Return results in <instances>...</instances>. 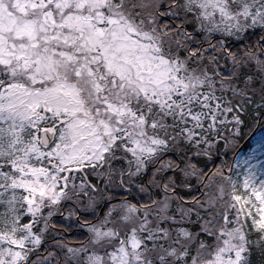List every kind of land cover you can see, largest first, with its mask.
Masks as SVG:
<instances>
[{"label": "rangeland", "instance_id": "1", "mask_svg": "<svg viewBox=\"0 0 264 264\" xmlns=\"http://www.w3.org/2000/svg\"><path fill=\"white\" fill-rule=\"evenodd\" d=\"M259 1L263 0H180V10L187 18L199 20L204 32L216 26L225 32L227 28L242 32L244 26H264V7ZM109 2L0 0V264L29 262L26 254L38 249L40 241L20 223L28 215L36 218L42 203L36 200L41 195L48 198L42 205L50 206L69 196L61 185L57 189L55 185L72 177L70 168L75 171L77 166H86L95 178V167L110 162L120 165L123 173L126 167L115 156H124L132 163L133 177L145 173L162 154L159 152L170 148L145 135L144 126L153 124L143 119L141 111L134 112L127 101L129 91L137 89L162 112L180 106L189 123L201 120L198 111L183 109L193 104L197 86L196 79L180 75L168 52L174 41L166 31L172 29L157 28L155 33L151 26L156 18L148 14L142 21L139 18L146 28L141 31L129 16L117 11L114 0ZM34 119H57L51 129L52 143L45 148L39 147L31 130L23 132V122L32 129ZM229 120L202 119L199 128L214 135ZM232 136L226 135L224 141V146L227 140L233 144L230 170L223 176L217 174L215 195L206 190L198 207L204 212L207 204L219 205L223 200L226 209L217 208L205 221L196 217L197 232L189 235L184 231L186 245L178 259L160 264H241L245 251L242 226L264 239V119H258L249 148L238 151L241 144L235 145ZM161 168L174 171L166 161L158 166ZM185 181L191 182L192 189L199 182ZM122 207L120 217L111 216L121 224L135 223L138 229L140 223L152 231L147 211L137 218L129 207ZM164 217V211H152L150 227ZM38 223L44 227L40 215ZM199 230L205 237L198 236ZM128 243L134 244L135 238L125 244L126 249ZM59 248L60 261L50 254L49 263L71 264L64 246ZM86 250L83 247L77 252L80 264H85L80 255H86ZM90 251L101 263L107 264L104 255L108 254L118 260L116 264L125 262L121 251H101L98 246Z\"/></svg>", "mask_w": 264, "mask_h": 264}, {"label": "trees", "instance_id": "2", "mask_svg": "<svg viewBox=\"0 0 264 264\" xmlns=\"http://www.w3.org/2000/svg\"><path fill=\"white\" fill-rule=\"evenodd\" d=\"M109 1L111 4L112 0ZM114 2L117 3V11L129 16L130 21L133 20L141 31H146V28L143 25L141 26V21L148 14H151V18H156L154 25L151 26L152 31L155 29V33L157 28L158 30L165 29V27L175 29L176 32L174 33L168 32L171 33L170 35L174 41L168 52L174 56L181 76L188 79L193 78L192 80L196 79L194 81L197 90L193 92L194 102L192 105L183 107L185 110H195L201 114L199 116L201 120L196 124L187 121V117L181 112L180 106H173L171 109H165L166 111L162 112L153 100L139 93L137 89L129 91V94H131L127 101H129L134 112L141 111L144 116L143 119H154V126H148V124L144 126L143 131L147 133L145 135L164 141L171 150L152 162L150 168L156 174L153 178L155 184H151L150 180L152 179L148 177L146 172L136 176L137 188L133 192L137 193L140 204H150L152 197L158 193L161 194V190L169 187L178 189L174 185L180 183L184 176L189 178L201 177L200 175L207 171L204 168L209 169L214 163L210 158H214L213 160H216L217 164H221L222 159L228 158V163L231 164L232 143L229 144L227 140L225 146L217 145L214 153L208 152L206 145L212 147V141L221 144L225 140V135L229 134L233 135L232 142L234 141L235 145H238V143L248 138V133L255 127L257 118L264 119V26L257 24L250 29L244 26V31L234 33L236 36L234 39L230 28H227L226 31L230 37L220 36L226 33L220 26H216L210 34L201 31L200 21L187 18L184 15L186 12L180 10V0H114ZM260 3L264 6V0ZM147 7L154 10L152 11ZM166 13H171V16H166ZM123 16L120 17L124 18ZM140 16L141 21H139ZM157 16L159 17L157 18ZM156 20L158 23H156ZM163 106L164 104L161 103V107ZM202 119H222V121L230 119L231 122L227 124V121H225L223 126L217 128L216 133L211 135L199 128ZM232 120L234 123H232ZM243 148H249V144L246 142ZM213 149L212 147L209 150L212 151ZM210 155L211 157H208ZM163 161L172 165L174 171L166 168L158 170V166ZM103 169L110 170V162L107 165L102 164L100 170H95V178L89 175L88 171H85V173L92 183L95 180L103 181L104 178L112 179V173L108 174ZM199 171H202L201 174ZM73 179H75L73 176L68 177L66 181L70 180V182L66 183L65 181V187H62L66 194L69 193L64 201L67 199L76 201L74 195L70 193L72 189L71 180ZM208 183L209 181L206 180L201 185L202 191L206 192L208 190L214 196L215 191L213 189L215 186ZM159 186H161V190ZM56 187L59 188V184ZM139 190L140 192H138ZM192 190L190 191L193 194L191 197H194L196 187ZM153 191H155V194ZM180 191L184 192L183 190ZM104 192L108 195H118L116 191L107 189H104ZM156 199L154 197V201ZM46 200L48 198L41 195L40 199L36 201L43 203ZM96 201L97 196L91 193L90 190H87L85 197L82 196L78 199L79 204L83 206L82 209L86 211L84 212V218L91 215L89 212L95 213L97 211L100 203L93 207ZM63 202H59L52 208L49 203L43 205L41 203L44 212L40 213V218L45 221L46 231H42V234L37 235L40 241L38 249H32L29 254H26L27 258H30L27 264H35V262H37L36 264H50L51 255L59 262L62 256L60 245L64 246L65 257L69 258V263L73 264V259H75L80 264V260L76 258L77 252L82 250L80 249L81 245L87 242L89 235L73 234L68 236L66 234V231L70 228L66 226L68 221L61 220L60 222L56 219L58 217H50L51 209L55 208L60 212ZM162 202L160 201L158 206H161ZM174 205L175 203H173ZM68 211H72V209L66 207L64 212L67 213ZM171 215L158 223L159 229L167 230V236L165 241L157 240L153 242L159 249L158 252L154 251V257L160 255L166 246L170 251L173 247L176 248L182 243L178 230L173 228L176 220L172 219L179 215V210ZM212 215H215L214 210L209 211L205 216L202 215V220H206ZM24 220L26 224L20 225L27 227L28 231L35 234L36 228H40L39 223L33 217L30 218L28 215ZM47 220L50 221L49 225L46 223ZM55 226H60L64 230H59V233L56 234L52 231ZM242 229L246 247L241 256L243 263L264 264V239L259 232L251 233L246 226H242ZM153 231H156L155 227ZM178 254L179 252L173 249L169 255V261H176ZM80 258L85 260V264H97L98 260V256L91 251H86V255H80Z\"/></svg>", "mask_w": 264, "mask_h": 264}, {"label": "flooded vegetation", "instance_id": "3", "mask_svg": "<svg viewBox=\"0 0 264 264\" xmlns=\"http://www.w3.org/2000/svg\"><path fill=\"white\" fill-rule=\"evenodd\" d=\"M116 168H118V167H116ZM129 172H130V166L121 176L118 177L117 182H112V187L119 194H121L118 198H133L131 201L134 202L136 200V198H135L134 194L132 193L133 191H131V189L127 185L122 184V179H121L122 176L128 174ZM81 218H82V215H80L78 212H75V220L77 221V223H79V225L88 222V221H84ZM66 226L70 227L66 231V234H70V233L76 234L80 230L79 227H76L73 223H69ZM103 228H105V227H103ZM57 230H63V228L62 227H58ZM117 235H118V239H117L116 243L119 245L120 244V237H119L118 233H117ZM107 247L109 248L110 246L107 245Z\"/></svg>", "mask_w": 264, "mask_h": 264}, {"label": "water", "instance_id": "4", "mask_svg": "<svg viewBox=\"0 0 264 264\" xmlns=\"http://www.w3.org/2000/svg\"><path fill=\"white\" fill-rule=\"evenodd\" d=\"M41 137H42V143H43V144H46V143H47V139L45 138V136L42 135Z\"/></svg>", "mask_w": 264, "mask_h": 264}]
</instances>
